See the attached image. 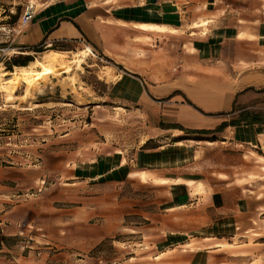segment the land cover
Masks as SVG:
<instances>
[{
  "label": "rangeland",
  "instance_id": "rangeland-1",
  "mask_svg": "<svg viewBox=\"0 0 264 264\" xmlns=\"http://www.w3.org/2000/svg\"><path fill=\"white\" fill-rule=\"evenodd\" d=\"M59 1L0 0V26L10 24L28 4L37 12ZM145 1L111 0L110 5L111 10L135 11ZM98 15L104 17V10ZM115 28L136 32L131 26ZM195 38L173 43L187 55L199 50V59L205 58L202 51L212 54L219 48ZM16 42L0 36V167L27 171L26 185L15 189L24 199L34 200L43 218V230H36L37 225L28 229L31 235H44L46 242L22 241L34 247L35 257L58 264H264V127L227 128L213 144L188 143L185 135H160V101L148 95L139 104L142 90L123 88V65L87 38L56 49L44 45L43 52L31 53L29 64L42 62L51 52L65 55L63 63L68 64L86 51L77 69L33 85H16L9 100L5 78L16 72L7 66L21 53ZM143 43L162 58L169 54L150 39ZM230 49L222 58L233 62ZM249 51L248 46L237 61L248 62ZM134 59L149 62L147 71L156 74L154 62L160 55L152 52ZM258 60L264 65V55ZM242 68L249 84L250 71ZM232 69L225 68L227 77H234ZM261 99L244 91L236 106L255 111ZM183 103L190 104L186 99ZM176 140L190 146L183 157L191 156L192 146L201 153L177 168L149 173L140 168L139 152ZM169 178L176 181L166 182ZM237 181L241 201L229 192Z\"/></svg>",
  "mask_w": 264,
  "mask_h": 264
},
{
  "label": "crops",
  "instance_id": "crops-1",
  "mask_svg": "<svg viewBox=\"0 0 264 264\" xmlns=\"http://www.w3.org/2000/svg\"><path fill=\"white\" fill-rule=\"evenodd\" d=\"M110 3L111 0H60L37 11L31 24L16 38V45L21 50L19 54L30 56L34 53L32 50L41 44L49 47L55 43H80L82 38H87L123 65V81L128 85L124 82L122 87L127 92L140 88L139 104L150 95L160 101L159 121L179 124L188 130H214L227 121L216 114L230 112L246 89H251L255 97L262 95V99L256 103L255 112L264 111V93H260L264 91V75H259L264 72V65L258 60L260 55H264V0H146L134 7L135 11L111 10L113 7ZM99 10H104V17L98 15ZM116 26H131L130 29L136 32L130 34L128 29L117 32ZM150 26L152 28H145ZM178 33L185 34V37ZM197 36L204 43H217L218 50L212 54L202 51L205 58L199 59V50H189L190 54L187 55L181 46L173 43L178 40L194 41ZM146 38L154 41L155 47L166 48L169 54L162 58L159 51H148L143 43ZM137 39L139 42H136ZM171 44H175L172 50ZM248 46V62H238V57L243 50H248ZM229 47L233 62L222 58ZM152 52L160 55V60L154 62V75L147 71L146 66L151 65L149 62L134 59L137 56H150ZM230 66L233 67L234 77L226 75L225 68ZM243 66L250 71L249 84L241 75ZM184 99L190 104L183 103ZM159 131L160 135L187 136L176 129L159 128ZM181 142L144 149L138 153V165L149 173L194 161L196 154L201 153L198 151L200 147L192 146L190 157H183L187 153L184 148L190 147L189 142L201 141ZM26 178L27 171L23 168L0 167V264H58L47 261L45 257H35L33 246L22 245L26 239L33 241L31 244L44 241L41 239L44 235H31L28 229L34 225L39 227L34 226L36 230L44 229L43 218L39 217L40 210L34 200L24 199V195L15 189L26 185ZM165 181L171 183L176 180L169 178ZM240 183L231 184L233 188L230 187L229 192L233 199L241 201ZM221 194L225 201V193Z\"/></svg>",
  "mask_w": 264,
  "mask_h": 264
},
{
  "label": "trees",
  "instance_id": "trees-1",
  "mask_svg": "<svg viewBox=\"0 0 264 264\" xmlns=\"http://www.w3.org/2000/svg\"><path fill=\"white\" fill-rule=\"evenodd\" d=\"M19 18V13L15 14L11 17L10 24H15ZM61 43H55L51 46V49H56L60 46ZM44 44H41L39 47L34 48L32 51L34 53H41L44 49ZM30 56H22L18 55L16 57L11 58V60L7 63L8 68L11 67H26L31 62ZM251 89H247L245 91H250ZM260 93H264V91H260ZM217 116L230 117L227 121H224L219 124L214 130H188L183 128L179 124H163L159 125L161 129H176L182 131L187 137H190L191 140L195 141H207V142H217L219 139L216 135L223 133L227 128L232 127H241L242 125H259L264 126V111L255 112L250 111L247 108H238L236 103L233 104L230 112L227 113H219ZM209 136L210 138H204ZM180 141L176 140L175 142ZM157 147H153L154 149Z\"/></svg>",
  "mask_w": 264,
  "mask_h": 264
},
{
  "label": "bare ground",
  "instance_id": "bare-ground-1",
  "mask_svg": "<svg viewBox=\"0 0 264 264\" xmlns=\"http://www.w3.org/2000/svg\"><path fill=\"white\" fill-rule=\"evenodd\" d=\"M85 52L86 51L77 54L76 57L73 59L74 61L72 60L68 64L63 63L65 55L61 53L51 52L45 54L42 57V62L35 60V62L29 64V66L27 67H15L16 72L14 71L15 73L5 78V85L8 86L6 87V93L8 94L7 96L9 100L12 99L13 87L16 85H19L21 83L33 85V83L45 80L50 76L59 75L61 73L65 75L67 73H70L72 71V68L77 69L82 55ZM77 91L85 92L82 87H78Z\"/></svg>",
  "mask_w": 264,
  "mask_h": 264
},
{
  "label": "built area",
  "instance_id": "built-area-1",
  "mask_svg": "<svg viewBox=\"0 0 264 264\" xmlns=\"http://www.w3.org/2000/svg\"><path fill=\"white\" fill-rule=\"evenodd\" d=\"M35 16V7L32 4H28L15 24L0 26L1 39L4 38L6 40H15L18 36L23 33L25 28H27L31 24Z\"/></svg>",
  "mask_w": 264,
  "mask_h": 264
}]
</instances>
